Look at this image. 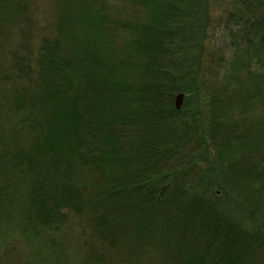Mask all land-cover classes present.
<instances>
[{
	"label": "trees",
	"instance_id": "trees-1",
	"mask_svg": "<svg viewBox=\"0 0 264 264\" xmlns=\"http://www.w3.org/2000/svg\"><path fill=\"white\" fill-rule=\"evenodd\" d=\"M240 246L264 264V0H0V264Z\"/></svg>",
	"mask_w": 264,
	"mask_h": 264
},
{
	"label": "rangeland",
	"instance_id": "rangeland-1",
	"mask_svg": "<svg viewBox=\"0 0 264 264\" xmlns=\"http://www.w3.org/2000/svg\"><path fill=\"white\" fill-rule=\"evenodd\" d=\"M224 3L222 4V5H220V6H218V7H216L215 8V11H214V17L216 16V21H218V22H222V23H224V21H222L221 19L224 17V15H225V11H224ZM216 30H217V32L219 33L218 34V36L217 37H221L222 35H221V33L223 32V27H222V25H219L218 24V26L216 27ZM227 42V44L229 43V40H227L226 41ZM218 48L221 50V49H226L225 48V45L224 44H222V45H219L218 46ZM221 52V51H220ZM183 93V92H182ZM221 99H222V97H221ZM174 101L176 102V97H174ZM186 102H187V94L184 92V98H183V102H182V105H181V108L180 109H182V108H184L183 106H184V104H186ZM191 106H188V108H190ZM141 110V112H143L145 115H147V120H148V113H149V107L146 105V104H144V105H141L140 107H139ZM185 108H186V105H185ZM144 115V116H145ZM142 122V121H141ZM143 123H141V125H142ZM144 125V124H143ZM142 125V126H143ZM143 143H145V142H143ZM251 249H249V251H250ZM248 249H242L241 248V246L237 249V254H235L236 256V258L238 259V262H239V264H244L245 262H246V260H247V256H248Z\"/></svg>",
	"mask_w": 264,
	"mask_h": 264
},
{
	"label": "water",
	"instance_id": "water-1",
	"mask_svg": "<svg viewBox=\"0 0 264 264\" xmlns=\"http://www.w3.org/2000/svg\"><path fill=\"white\" fill-rule=\"evenodd\" d=\"M184 98V93H179L176 97V107L181 108L182 102Z\"/></svg>",
	"mask_w": 264,
	"mask_h": 264
},
{
	"label": "bare ground",
	"instance_id": "bare-ground-1",
	"mask_svg": "<svg viewBox=\"0 0 264 264\" xmlns=\"http://www.w3.org/2000/svg\"><path fill=\"white\" fill-rule=\"evenodd\" d=\"M176 106V105H175ZM177 108V107H176ZM177 109H180V108H177Z\"/></svg>",
	"mask_w": 264,
	"mask_h": 264
}]
</instances>
